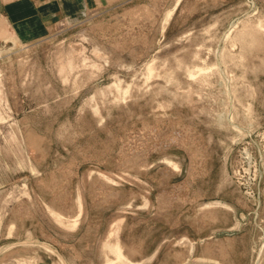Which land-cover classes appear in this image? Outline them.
Segmentation results:
<instances>
[{
    "label": "rangeland",
    "instance_id": "374dc122",
    "mask_svg": "<svg viewBox=\"0 0 264 264\" xmlns=\"http://www.w3.org/2000/svg\"><path fill=\"white\" fill-rule=\"evenodd\" d=\"M49 1L0 0V264H264V0Z\"/></svg>",
    "mask_w": 264,
    "mask_h": 264
},
{
    "label": "crops",
    "instance_id": "0c3cea01",
    "mask_svg": "<svg viewBox=\"0 0 264 264\" xmlns=\"http://www.w3.org/2000/svg\"><path fill=\"white\" fill-rule=\"evenodd\" d=\"M95 0H50L48 3L40 6H35L33 7V14L34 18H44L47 13L52 16H56L60 14L61 16L65 17H72L74 15V10H75V4L77 5L76 7L78 9H85L89 8L90 4H92ZM23 5L21 3V6H18L16 14L13 13L9 5H6L4 8L7 11V14L11 17V19L18 20L20 19L21 15V22L24 17L23 14ZM5 11V13H6ZM21 12V13H20ZM41 20V19H40ZM41 26V24H39Z\"/></svg>",
    "mask_w": 264,
    "mask_h": 264
},
{
    "label": "bare ground",
    "instance_id": "6f19581e",
    "mask_svg": "<svg viewBox=\"0 0 264 264\" xmlns=\"http://www.w3.org/2000/svg\"><path fill=\"white\" fill-rule=\"evenodd\" d=\"M0 39H2V38L0 37ZM188 75L190 77H193L195 75V72L190 71V72H188ZM108 250H109L110 253L115 255L116 259L120 263L130 264L127 260H125L124 255L122 254V251H121V248H120L119 245L110 246ZM107 264H115V263L111 262V261H107Z\"/></svg>",
    "mask_w": 264,
    "mask_h": 264
}]
</instances>
